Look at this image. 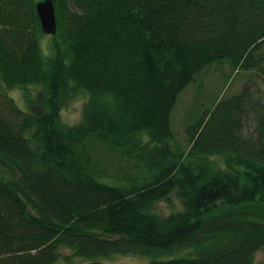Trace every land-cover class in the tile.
<instances>
[{"label": "trees", "instance_id": "obj_1", "mask_svg": "<svg viewBox=\"0 0 264 264\" xmlns=\"http://www.w3.org/2000/svg\"><path fill=\"white\" fill-rule=\"evenodd\" d=\"M37 1L0 0L1 81L37 86L46 108L0 90V264H55L64 248L88 264L115 254L254 264L264 249V0H53L54 36ZM224 60L248 83L187 127V147L176 143L179 97ZM76 89L88 95L82 121L63 125ZM171 195L183 209L164 215L158 203Z\"/></svg>", "mask_w": 264, "mask_h": 264}, {"label": "rangeland", "instance_id": "obj_2", "mask_svg": "<svg viewBox=\"0 0 264 264\" xmlns=\"http://www.w3.org/2000/svg\"><path fill=\"white\" fill-rule=\"evenodd\" d=\"M43 41V47L47 49L50 37L45 36ZM260 55H264V47L257 52V56ZM249 76L250 73L244 71L232 74L229 60L215 63L206 68L198 80L194 81L187 90H184L179 97V103L177 102L178 105L174 110L175 112L172 113L171 123L176 136V143L187 147L189 144L187 127L196 122L203 112L211 107L215 99H227L240 93L244 85L248 83ZM255 80L257 81L256 87L261 90L259 93H255L256 97L264 96V78L255 77ZM0 90L8 93L20 107L28 111L39 113L46 110L37 86L7 88L0 78ZM25 91L32 96V99H26ZM72 94H74L73 97L62 101L61 122L67 126H76L81 123L84 106L88 98L87 93L83 90L76 89ZM190 121L192 122L189 123ZM209 160L210 163L215 164V160L219 161L220 158L213 156ZM2 173L3 169L0 168V174ZM157 208L162 214L168 215L182 210L183 205L176 195H171L169 200L160 201ZM184 251L182 250L176 255L180 256ZM62 254L63 256L55 264H88L91 261V259L86 257H74L72 250L67 248L62 249ZM99 261H101V264H150V258L143 255L115 254L108 258H102ZM254 264H264V249L257 252Z\"/></svg>", "mask_w": 264, "mask_h": 264}, {"label": "water", "instance_id": "obj_3", "mask_svg": "<svg viewBox=\"0 0 264 264\" xmlns=\"http://www.w3.org/2000/svg\"><path fill=\"white\" fill-rule=\"evenodd\" d=\"M36 11L40 19L44 34L54 36L57 33L58 21L53 0H39L36 2Z\"/></svg>", "mask_w": 264, "mask_h": 264}]
</instances>
